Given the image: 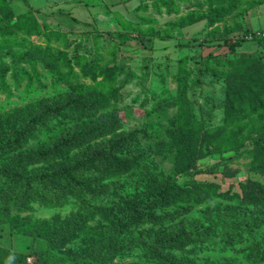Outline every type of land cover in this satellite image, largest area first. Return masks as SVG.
<instances>
[{
  "label": "rangeland",
  "instance_id": "rangeland-1",
  "mask_svg": "<svg viewBox=\"0 0 264 264\" xmlns=\"http://www.w3.org/2000/svg\"><path fill=\"white\" fill-rule=\"evenodd\" d=\"M88 1L100 10L98 22L74 30L41 22L40 31L30 36L34 18L17 25L7 15L9 0H0V124L5 113L36 97L50 99V93L72 84L76 90L71 100L58 93L60 110L65 102L73 105L64 112L68 120L65 114L59 117L67 126L57 125L58 118L51 123L60 133L76 126L90 133L63 151L67 154L57 150L48 163L28 165L29 174L39 166L72 164L122 138L133 142L125 155L136 157V163L118 175L111 173L116 168L108 162L85 164L87 180L80 195L50 194L46 188L27 208L8 203L9 213L0 212V246L16 251L19 235H33L36 242L34 247L30 243L24 260L37 264L38 253L49 245L40 222H66L80 215L87 219L82 236L49 249L43 264H66L71 261L68 252L103 251L114 238L131 236L156 247L150 252L143 246L125 247L113 264H201L222 256L221 231L238 220L236 214L248 220L252 209L247 205L238 210L245 207L238 194H243L247 178L264 184V174L251 168L258 153L253 142L264 136V0ZM12 6L22 11L27 3L13 0ZM106 9L116 12L106 15ZM257 31L261 38L251 39ZM31 42L43 47L40 60L46 57L37 70L23 55ZM51 61L56 70L46 67ZM45 130L30 145L41 146L40 139L47 140ZM190 165L196 171L191 173ZM168 181L181 186L168 207L150 211L137 203L142 185L156 188ZM164 217L168 219L162 224ZM240 240L236 252L227 249L224 255L235 258L247 245ZM162 251L171 259L156 262Z\"/></svg>",
  "mask_w": 264,
  "mask_h": 264
},
{
  "label": "trees",
  "instance_id": "trees-1",
  "mask_svg": "<svg viewBox=\"0 0 264 264\" xmlns=\"http://www.w3.org/2000/svg\"><path fill=\"white\" fill-rule=\"evenodd\" d=\"M8 8V17H15L18 21L17 25L19 26L22 24L21 19L26 18L27 21L29 20L28 17L34 18L33 22L27 21L30 23L28 27L30 36L34 32L40 31L41 22L33 11L16 14L12 8L11 0H9ZM113 12L115 13L116 11L106 9L105 14H111ZM33 26L38 28V31H31ZM6 29L10 30L8 28ZM119 35L121 36V34ZM257 38H261V36L253 37V39ZM43 50L42 46L35 45L31 42L29 50L23 54L28 57L29 62L34 64L36 70L41 58V53L44 52ZM45 58H42L40 61L42 62ZM46 67H50L51 70H56L57 66L54 61H51L46 64ZM75 90L76 87L74 85H68L64 90L50 93L49 95L53 96L50 99H40V97H36L29 100L27 104L16 107L11 113L4 114L6 120H2L0 124V212L6 209V213H9L8 203L11 202L18 205L17 208H27L31 198L41 196V193H39L40 189L44 194L47 192V188L48 193L50 194H53L54 192L59 195H65L71 192L76 196L80 195L83 189L81 186L86 183L85 181L87 180V178L83 176L85 174L83 170L85 164L95 166L97 165L98 160L108 162L116 168V170H111V173L117 175L120 174L121 171L123 172L134 167L136 157L125 155L126 149L127 151H131L130 149L134 144L132 141H127L125 138H122L123 141H116L111 148L105 151L98 150L97 152H91L89 153V156H86L83 159L74 160V163L72 164L61 166L56 169H46L44 166H39L34 168V170H36L34 175L29 174L28 165L36 164L45 160L48 163L47 158L52 157L53 153L57 150H60L62 154H67L63 151H70L69 146L72 147V145L78 144L79 139H85L84 135L86 136L90 133L89 129H86L87 133H85L80 126H76L72 131H64L60 133L57 130L58 127L55 128L56 125L53 126L51 123L55 118H58V121L56 122L57 125L60 127L67 126V121L63 120L61 123L59 117L60 115L65 114L64 112H66V110L70 111L73 108V105L71 103L66 106L67 103L65 102L60 105V108H62L60 110L58 93L66 94L65 96H69V100H71V96L74 94ZM67 91L69 92L68 95ZM66 117L68 120L69 116ZM261 127H264L263 121L261 122ZM43 128L46 129L42 133H45L47 140L44 141L43 139H40L42 145L39 146L38 143L34 145L38 148L36 150L29 148L32 146L30 145V142L37 134H41L40 131ZM57 136L59 139L56 138ZM48 141L51 142V146ZM253 146L258 153L255 154L254 161L251 162V168L264 174V136L256 138L253 142ZM112 149L113 152L111 151ZM117 149L118 152H116ZM221 158L225 160L224 157ZM122 167L123 170H121ZM187 167L193 169L191 170V173L192 171H196L193 165ZM34 179H39L40 183H35ZM80 181H82V183H80ZM51 182H56V184H46ZM149 186L150 188H147L145 185H142L139 188L138 200L140 199V201L137 203L142 207L148 208L150 211H155L157 208H164L165 206L168 207L173 199H178V195L181 191V186L177 184L176 181H168L156 188L155 186ZM238 196L241 200V204L245 206L239 208V211L246 210L247 205L252 206V209L247 211L250 213L248 220L244 222V220H241L244 219L243 216L241 214H236L238 220L227 222L226 227L221 231L222 234L219 235V242L222 244V256L213 260L206 258L205 262L201 264H232L234 261L235 264H264V184L247 178L246 186L243 188V194H238ZM142 200L148 201L141 202ZM130 205L135 206V208L137 207V205L133 203H130ZM167 219V217L160 218V221L163 224L166 223ZM233 222H236L239 226L240 223H245V227L242 226L243 230H235L237 224ZM40 225L49 240V245L45 252L38 253L37 250H35L38 255H41L37 264H43L48 261L47 254L49 249H58L67 246L75 238H80L82 236L81 232L86 230L87 219L77 215L73 220L69 219L66 222L41 221ZM78 225V229H75ZM209 234L210 233H208L207 237H209ZM26 235L28 236H18V238H20L18 245L15 246L14 244L16 251L9 249L12 247L0 246V264H27L24 260L26 250H28L30 243H32L31 245L34 247L36 240L33 235ZM29 239L30 241H27ZM117 239L119 238L111 240L108 244V249H103V251H101V247H98L96 250L86 249L81 253L77 251L68 252L71 261L66 264H113V257L118 255V251L125 247L131 245L139 247L143 246L147 252H150L151 249L156 247L153 243H150L149 240L140 239V241H136L135 239H137V237L135 236L122 238L121 240ZM174 239V243L180 241V238L178 237ZM238 239H242L240 242H246L247 245L239 249L237 252L238 255L235 258H230L229 256L224 255L227 249L230 253L233 251L236 252L234 245ZM132 240H135L134 242L137 244L132 242ZM163 242H167V240L164 238ZM101 243H103V241ZM115 248H117L116 252L112 250ZM145 254L148 253L145 252ZM158 256L161 258L156 262H167L171 259L169 254H166L163 251L160 252ZM27 258L29 259L30 257L27 256ZM172 258H175V255H172ZM169 263L179 264L173 260ZM193 263L194 262H189V264Z\"/></svg>",
  "mask_w": 264,
  "mask_h": 264
},
{
  "label": "crops",
  "instance_id": "crops-1",
  "mask_svg": "<svg viewBox=\"0 0 264 264\" xmlns=\"http://www.w3.org/2000/svg\"><path fill=\"white\" fill-rule=\"evenodd\" d=\"M11 0V5H12ZM27 8L22 11L13 10L16 14L33 11L42 23H53L63 29H75L83 24L98 22L97 4L88 0H42L36 4L25 0ZM107 15V14H106ZM102 16V15H101ZM100 16V17H101Z\"/></svg>",
  "mask_w": 264,
  "mask_h": 264
},
{
  "label": "built area",
  "instance_id": "built-area-1",
  "mask_svg": "<svg viewBox=\"0 0 264 264\" xmlns=\"http://www.w3.org/2000/svg\"><path fill=\"white\" fill-rule=\"evenodd\" d=\"M254 34H255V33H254ZM256 34H257V36H258V35H261V32L257 31ZM253 37H255V36L252 34V35L250 36V38L252 39Z\"/></svg>",
  "mask_w": 264,
  "mask_h": 264
}]
</instances>
